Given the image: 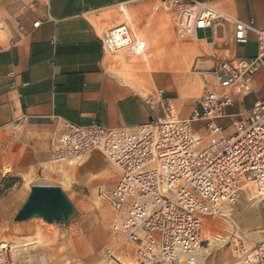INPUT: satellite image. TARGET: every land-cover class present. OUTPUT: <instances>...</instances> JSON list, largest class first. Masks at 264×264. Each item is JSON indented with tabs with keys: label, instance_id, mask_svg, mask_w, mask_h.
<instances>
[{
	"label": "built area",
	"instance_id": "built-area-1",
	"mask_svg": "<svg viewBox=\"0 0 264 264\" xmlns=\"http://www.w3.org/2000/svg\"><path fill=\"white\" fill-rule=\"evenodd\" d=\"M160 1L173 16L177 38L212 45L215 27L230 25L237 46L255 36L257 54L219 58L186 117L171 94L156 89L144 97L151 118L136 129L63 125L65 135L53 146L50 162L100 153L119 170L114 185L98 187V197L112 209L115 242L105 257L113 263L124 254L132 264L205 261L207 250L227 239L212 231L216 220L227 218V208L245 196L264 203V99L248 112H231L255 92L264 71V30L253 18L243 22L210 2ZM117 6L121 19L102 34L103 48L112 56L142 57L145 41L134 30L126 3ZM200 29L209 30L204 38L196 35ZM237 234L225 245L235 242L237 262L264 264V244L249 249ZM17 249L0 248V264H17ZM36 264H46L45 257Z\"/></svg>",
	"mask_w": 264,
	"mask_h": 264
},
{
	"label": "crops",
	"instance_id": "crops-1",
	"mask_svg": "<svg viewBox=\"0 0 264 264\" xmlns=\"http://www.w3.org/2000/svg\"><path fill=\"white\" fill-rule=\"evenodd\" d=\"M193 1L210 2L243 22L253 18L255 26L264 30V0ZM120 2L126 3V14L139 37L142 33L152 46L170 44L175 27L162 18L163 12H154L158 0H46L29 10L0 42V150L4 147V153H9L8 163L17 165L26 145L30 146V162H47L57 144V124H101L119 130L136 129L150 120L144 97L161 88L145 91L113 73L110 57L129 53L112 56L102 45V34L120 21ZM214 31L218 38L212 45L196 42L202 45L197 48L205 61L202 67L209 63L214 67L225 56H256L254 35L248 44L237 46L230 25ZM263 84L261 71L255 91ZM188 115L185 111L183 116ZM19 128L25 129L24 135L15 133Z\"/></svg>",
	"mask_w": 264,
	"mask_h": 264
},
{
	"label": "rangeland",
	"instance_id": "rangeland-1",
	"mask_svg": "<svg viewBox=\"0 0 264 264\" xmlns=\"http://www.w3.org/2000/svg\"><path fill=\"white\" fill-rule=\"evenodd\" d=\"M45 1L0 0V42L9 37L10 31L29 10ZM153 10L155 13L163 12L162 18L169 21V26H174L173 18L164 10L160 0ZM166 33L168 34L167 31ZM172 34L170 44H154L156 49L153 50L147 37L140 33V37L147 42V56L143 54L138 58L130 54H119L110 57V68L128 83L138 84L145 91L159 87L171 94L176 108L181 109L184 115L201 96L204 81L210 78L209 73L213 67L210 63L202 67L204 59L197 53V48L202 47L201 44L191 39L177 38L174 31ZM207 34L208 31L200 29L197 36L204 38ZM218 35H223L222 29L218 30ZM144 56L147 57L146 60ZM263 98L264 85L259 86L231 112H248L254 102ZM58 125L55 126L58 138L54 144L58 143L64 133L63 127ZM24 130L19 128L15 133L24 135ZM29 148L26 145L20 150V161L17 165L8 163V152L0 153V248L17 246L20 258L17 264H26V259L36 264L40 256L45 257L46 264H113L103 259L104 253L115 242L111 230L112 209L98 197V187L115 184L119 178L117 166L100 153L89 154L72 164L52 163L50 158L44 163H35L33 160L30 162ZM8 179H16V183L10 188H7ZM36 185L59 186L64 190L77 211L67 226L49 224L41 218L22 223L14 222L30 194L31 187ZM216 222L218 225L212 231L227 239L216 241V247L207 250L209 254L202 264H240L237 262L235 242L231 240L225 246L229 237L235 233L244 239L249 249L256 244H264V203L258 200L243 197L231 208L226 219H218ZM118 258H122V262H117L118 264L132 263L127 254L118 255Z\"/></svg>",
	"mask_w": 264,
	"mask_h": 264
},
{
	"label": "water",
	"instance_id": "water-1",
	"mask_svg": "<svg viewBox=\"0 0 264 264\" xmlns=\"http://www.w3.org/2000/svg\"><path fill=\"white\" fill-rule=\"evenodd\" d=\"M77 211L64 190L59 186L36 185L14 218L22 223L34 218H41L49 224L68 225Z\"/></svg>",
	"mask_w": 264,
	"mask_h": 264
},
{
	"label": "bare ground",
	"instance_id": "bare-ground-1",
	"mask_svg": "<svg viewBox=\"0 0 264 264\" xmlns=\"http://www.w3.org/2000/svg\"><path fill=\"white\" fill-rule=\"evenodd\" d=\"M145 45V44H144ZM61 139V138H60ZM59 142V141H58ZM86 156H89V154H86V155H84V156H82V157H77V158H75V159H68L67 161H60V162H53V163H64V162H68L69 164H72L74 161H79V160H82L84 157H86ZM109 161V160H108ZM110 162V161H109ZM230 208H227L226 209V211H225V216L226 217H228V213H230ZM219 241V240H218ZM225 245H226V243H225ZM1 248H5L4 246H2ZM202 252L203 253H206V251L205 250H202ZM207 254H209L208 252H207ZM103 259H107L108 261H110L109 259L110 258H108V257H105V253H104V255H103ZM122 260V258H118V260L115 262V263H113V264H118L117 262H122L121 261ZM197 261V260H196ZM111 262V261H110ZM185 262H186V258H185ZM202 263H204V259H202V258H200L199 259V261H197V263L196 264H202ZM132 264V263H131ZM186 264H188V263H186ZM243 264H246V263H243Z\"/></svg>",
	"mask_w": 264,
	"mask_h": 264
},
{
	"label": "trees",
	"instance_id": "trees-1",
	"mask_svg": "<svg viewBox=\"0 0 264 264\" xmlns=\"http://www.w3.org/2000/svg\"><path fill=\"white\" fill-rule=\"evenodd\" d=\"M7 183H9L7 185V188H10V187H12L16 183V179H8L7 180Z\"/></svg>",
	"mask_w": 264,
	"mask_h": 264
}]
</instances>
